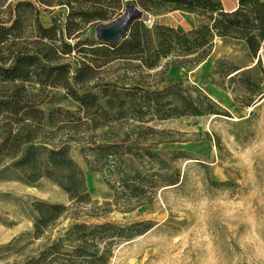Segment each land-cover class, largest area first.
<instances>
[{
  "label": "rangeland",
  "instance_id": "374dc122",
  "mask_svg": "<svg viewBox=\"0 0 264 264\" xmlns=\"http://www.w3.org/2000/svg\"><path fill=\"white\" fill-rule=\"evenodd\" d=\"M261 44L264 0H0V264H264Z\"/></svg>",
  "mask_w": 264,
  "mask_h": 264
},
{
  "label": "water",
  "instance_id": "95a60500",
  "mask_svg": "<svg viewBox=\"0 0 264 264\" xmlns=\"http://www.w3.org/2000/svg\"><path fill=\"white\" fill-rule=\"evenodd\" d=\"M141 10L134 4H127L124 11L107 22H98L95 25V36L102 42L116 43L127 31L132 19L140 17Z\"/></svg>",
  "mask_w": 264,
  "mask_h": 264
},
{
  "label": "built area",
  "instance_id": "2783aa9c",
  "mask_svg": "<svg viewBox=\"0 0 264 264\" xmlns=\"http://www.w3.org/2000/svg\"><path fill=\"white\" fill-rule=\"evenodd\" d=\"M253 65H257L259 72L264 77V44H261L253 57Z\"/></svg>",
  "mask_w": 264,
  "mask_h": 264
},
{
  "label": "trees",
  "instance_id": "16d2710c",
  "mask_svg": "<svg viewBox=\"0 0 264 264\" xmlns=\"http://www.w3.org/2000/svg\"><path fill=\"white\" fill-rule=\"evenodd\" d=\"M48 53H50V52H48ZM58 155H60V157L59 158H54L53 156H57L58 157ZM52 158L54 159V165H58V164H63L64 163V158H63V152L61 151H57V152H53L52 153ZM35 170L33 171V175L34 176H37V175H39V173H40V170L38 169V168H34Z\"/></svg>",
  "mask_w": 264,
  "mask_h": 264
},
{
  "label": "bare ground",
  "instance_id": "6f19581e",
  "mask_svg": "<svg viewBox=\"0 0 264 264\" xmlns=\"http://www.w3.org/2000/svg\"><path fill=\"white\" fill-rule=\"evenodd\" d=\"M252 65V64H251ZM234 119H236V116L233 117Z\"/></svg>",
  "mask_w": 264,
  "mask_h": 264
}]
</instances>
